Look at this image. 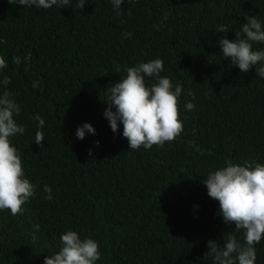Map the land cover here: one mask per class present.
Returning a JSON list of instances; mask_svg holds the SVG:
<instances>
[{"label":"trees","instance_id":"trees-1","mask_svg":"<svg viewBox=\"0 0 264 264\" xmlns=\"http://www.w3.org/2000/svg\"><path fill=\"white\" fill-rule=\"evenodd\" d=\"M77 4L38 9L0 0L8 64L0 80L11 78L0 92L6 87L21 107L16 121L26 131L11 142L36 187L23 215L0 211V264H44L68 230L98 242L96 264H214L208 241L223 246L232 233L243 243V232L224 222L202 182L229 159L264 164V78L232 65L218 41L234 40L247 15L264 26V0H124L119 16L111 0ZM157 58L160 75L182 86L183 131L163 147L131 150L123 125L113 133L103 115L105 90L128 67ZM36 114L45 120L42 146L34 143ZM84 123L95 135L81 140ZM255 248V264H264V238Z\"/></svg>","mask_w":264,"mask_h":264},{"label":"clouds","instance_id":"clouds-1","mask_svg":"<svg viewBox=\"0 0 264 264\" xmlns=\"http://www.w3.org/2000/svg\"><path fill=\"white\" fill-rule=\"evenodd\" d=\"M124 0H111L116 14L120 15V6ZM9 4L50 9L71 7V0H8ZM86 0H78L77 7L84 8ZM246 22L236 31L235 39L220 38L218 41L222 55L230 58L231 64L241 72L253 69L258 77L264 78V49L254 48L255 44H264V26L255 15H247ZM223 27L221 31H225ZM131 38L132 33H124ZM0 43L5 41L0 38ZM31 60V52L24 58ZM13 63L20 65L21 58L13 57ZM8 67L0 56V70ZM163 60L157 58L141 62L126 69V77L110 85L105 91L108 98L103 115L109 121L113 133L123 125V137L128 140L129 149L137 150L141 146L151 149L154 145L163 147L171 143L183 131V122L179 114V98L182 93L180 84L173 85L170 78L162 77ZM147 78H155V83L146 84ZM11 83L10 77L0 80V85ZM33 88L38 82H33ZM191 95V93H189ZM185 108L194 110L195 105L186 103ZM114 109V110H113ZM21 107L13 94L5 89L0 92V211L8 210L12 216L23 215L24 205L35 195L36 187L26 177L22 160L11 138L23 135L25 127L18 125L16 117ZM33 119L39 122L34 143L42 146L45 139L40 130L45 120L36 114ZM95 135V129L89 123L77 128L76 136L85 138V132ZM97 145L99 142H96ZM91 155V151L89 153ZM224 167L210 171L203 184L208 195L219 202V214L225 223L235 225L237 233L243 232V243L235 234L229 233L223 246L208 241V252L214 258V264H255L256 248L264 238V164L256 160H244L242 164L226 160ZM48 193L45 199H52V189L45 185ZM30 233L33 242L38 240L40 225L33 224ZM59 251L47 255L44 264H96L101 258L99 244L92 238L81 239L76 231L68 230L60 236ZM205 255V256H206Z\"/></svg>","mask_w":264,"mask_h":264}]
</instances>
